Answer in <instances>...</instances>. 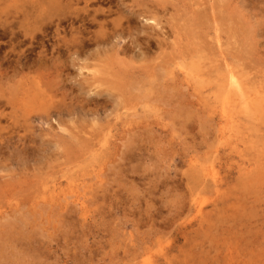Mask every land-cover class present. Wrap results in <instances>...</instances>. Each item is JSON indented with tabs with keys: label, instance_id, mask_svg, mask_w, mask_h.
Here are the masks:
<instances>
[{
	"label": "rangeland",
	"instance_id": "1",
	"mask_svg": "<svg viewBox=\"0 0 264 264\" xmlns=\"http://www.w3.org/2000/svg\"><path fill=\"white\" fill-rule=\"evenodd\" d=\"M0 264H264V0H0Z\"/></svg>",
	"mask_w": 264,
	"mask_h": 264
},
{
	"label": "bare ground",
	"instance_id": "2",
	"mask_svg": "<svg viewBox=\"0 0 264 264\" xmlns=\"http://www.w3.org/2000/svg\"><path fill=\"white\" fill-rule=\"evenodd\" d=\"M193 11H194V10H193ZM212 11H213V9H212ZM215 11H216V10H215ZM196 12H197V11H196ZM214 13H215V12H214ZM209 15H210V14H209ZM213 15H214V14H213ZM194 16H195V15H194ZM195 17H197L199 20H201V18H202L203 16H201L200 14H197V16H195ZM214 17H216L215 19H220V20H222L221 17H223V16L220 15L219 18H217V16H214ZM189 19H190V18H189ZM186 20H187V19H186ZM202 20H203V19H202ZM211 20H213V18H211ZM217 21H218V20H217ZM217 21H216V22H217ZM191 23H192V22H191ZM189 24H190V21H189ZM184 25H185V24H184ZM187 25H188V24H187ZM193 25H194V22H193ZM196 25H197V24H196ZM196 25L194 26V28L196 27ZM199 25H200V24H199ZM201 25H202V24H201ZM201 25H200V26H201ZM188 26H190V25H188ZM188 26H186V27H188ZM186 27H185V28H186ZM201 27H202V26H201ZM185 28H184V29H185ZM218 28H219V27H218ZM196 29H197V28H196ZM219 29H220V28H219ZM187 30H188V29H187ZM199 33H200V32H199ZM189 34H190L191 36H193V37H194V35H195V33H193V31H190ZM200 34H201V33H200ZM242 34H243V33H242ZM202 35H203V34H202ZM217 35H218V34H217ZM204 36H206V35H204ZM218 37H219V36H218ZM157 39H158V38H157ZM191 39H192V38H191ZM191 39H190V40H191ZM205 41H206V40H205ZM159 42H160V41H159ZM162 42H163V41H162ZM187 42H188V41H187ZM194 43H195V42H194ZM218 43H219V42H218ZM204 44H205V43H204ZM195 45H196V44H195ZM197 45H198V44H197ZM197 45H196V49H195V50H198L199 53H202V51H201L202 49L199 48L200 45H199V46H197ZM206 45H207V44H206ZM219 45H220V44H219ZM219 45H218V46H219ZM191 48H192V47H191ZM204 48H205V47H204ZM210 51H211V50H210ZM168 52H169V51H168ZM222 52H223V51H222ZM222 52H221V53H222ZM187 53H188V52H187ZM199 53H198V54H199ZM226 53H227V52H226ZM226 53H225V54H226ZM228 53H229V52H228ZM215 54H216V53H215ZM223 56H224V55H223ZM227 58H228V57H227ZM185 63H186V62H185ZM223 65H224V64H223ZM229 65H230V64H229ZM239 65H240V64H239ZM219 66H220V65H219ZM162 68H163V67H162ZM237 68H238V67H237ZM242 69H243V68H242ZM242 69H241V70H242ZM233 70H234V69H233ZM241 70H240V71H241ZM226 71H227V70H226ZM230 71H231V70H230ZM230 71H229V72H230ZM240 71H238V72H240ZM189 72H190V71H189ZM230 73H231V72H230ZM233 73L235 74V71H234ZM234 74H231V77H230V85H231L232 87H233V86H236L237 90H240V91H241V87H240V85H239V82H238V80L235 78L236 75L234 76ZM238 74H239V73H238ZM131 75H132V74H131ZM132 76H133V75H132ZM132 76H131V77L128 76V79H129V80H132V82L135 83V79H134V77H132ZM136 76H137V75H136ZM228 76H229V74H228ZM236 77H237V76H236ZM206 78H207V77H206ZM224 78H225V77H224ZM240 78H241V77H240ZM243 78H244V77H243ZM209 79H210V78H209ZM225 79H226V78H225ZM228 79H229V78H228ZM129 80H128V81H129ZM128 81H127V82H128ZM128 83H129V82H128ZM226 83H227V82H226ZM129 84H130V83H129ZM241 84H242V83H241ZM242 86H243V85H242ZM243 87L245 88V86H243ZM204 88H205V87H204ZM58 89H59V87H58ZM182 90H183V89H182ZM136 91H137V90H136ZM62 95H63V94H62ZM156 95H157V94H156ZM184 95H185V94H184ZM219 95H220V94H219ZM215 96H216V95H215ZM92 97H93V96H92ZM157 97H158V96H157ZM1 98H2V97H1ZM64 98H65V97H64ZM240 98H241V97H240ZM249 98H250V97H249ZM158 99H159V98H158ZM162 100H163V99H162ZM229 100H230V99H229ZM87 101H88V100H87ZM223 101H224V100H223ZM1 102H2V101H1ZM246 102H248V101H246ZM65 104H66V103H65ZM229 105H230V103H229ZM1 106H2V105H1ZM70 108H71V107H70ZM221 119H222V118H221ZM17 124H18V123H17ZM126 125H127V124H126ZM3 129H4V128H3ZM10 132H11V131H10ZM18 133H19V132H18ZM11 134H12V133H11ZM14 134H15V133H14ZM12 136H13V135H12ZM7 137H8V136H7ZM20 137H21V136H20ZM99 137H100V136H99ZM92 138H93V137H92ZM101 138H102V137H101ZM129 139L132 140L133 138H132V139L129 138ZM130 140H129V141H130ZM98 141H99V140H98ZM93 142H94V141H93ZM93 142H91V143H93ZM85 143H86V142H85ZM97 144H98V143H97ZM123 145H124V144H123ZM87 147H88V146H87ZM88 148H89V147H88ZM131 148H132V147H131ZM68 153H69V152H68ZM88 154H89V153H88ZM59 166H60V165H59ZM49 174H50V173H49ZM38 184H39V183H38ZM66 185H67V184H66ZM2 188H3V187H2ZM34 188H35V187H34ZM89 192H90V191H89ZM90 199H91V198H90ZM199 201H200V200H199ZM11 202H12V201H11ZM71 203H72V202H71ZM7 206H8V205H7ZM4 207H5V206H4ZM3 209H4V208H3ZM198 209H199V208H198ZM47 210H48V209H47ZM15 212H16V211H15ZM20 213H21V212H20ZM22 213H23V212H22ZM16 219H17V218H16ZM27 220H28V218H27ZM3 222H4V221H3ZM3 222H2V223H3ZM20 222H21V221H20ZM18 223H19V222H18ZM6 227H7V226H6ZM25 229H26V228H25ZM25 234H26V233H25ZM231 235H232V234H231ZM26 236H27V235H26ZM255 236H256V235H255ZM8 237H9V236H8ZM245 237H246V236H245ZM259 237H260V236H259ZM26 238H27V237H26ZM250 238H251V237H250ZM242 239H243V238H242ZM243 240H244V239H243ZM252 241H253V240H252ZM240 242H241V241H240ZM253 242H254V241H253ZM140 252H141V251H140Z\"/></svg>",
	"mask_w": 264,
	"mask_h": 264
}]
</instances>
